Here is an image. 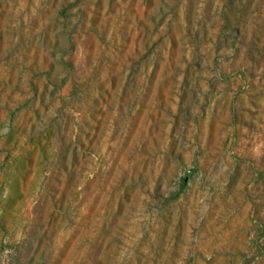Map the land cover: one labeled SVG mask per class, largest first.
<instances>
[{"label":"rangeland","instance_id":"rangeland-1","mask_svg":"<svg viewBox=\"0 0 264 264\" xmlns=\"http://www.w3.org/2000/svg\"><path fill=\"white\" fill-rule=\"evenodd\" d=\"M0 264H264V0H0Z\"/></svg>","mask_w":264,"mask_h":264}]
</instances>
